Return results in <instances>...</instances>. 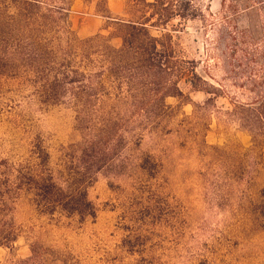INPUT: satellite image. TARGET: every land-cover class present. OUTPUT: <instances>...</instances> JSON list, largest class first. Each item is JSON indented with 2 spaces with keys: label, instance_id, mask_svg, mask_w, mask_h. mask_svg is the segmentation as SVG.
<instances>
[{
  "label": "rangeland",
  "instance_id": "374dc122",
  "mask_svg": "<svg viewBox=\"0 0 264 264\" xmlns=\"http://www.w3.org/2000/svg\"><path fill=\"white\" fill-rule=\"evenodd\" d=\"M186 1L198 11L195 19L150 34L169 35L176 56L191 62L205 84L194 81V90L180 81L182 97L165 100L171 117L163 130L144 133L135 145L129 139L96 175L86 190L94 218L37 216L21 204L14 214L20 236L12 250L0 248V264L26 259L31 243L47 251L45 264H264V128L249 126L240 110L257 109V92L231 75L240 73L233 62L239 50L254 48L249 40L241 45L240 33L263 51L264 18L242 0L223 7L221 0ZM106 9L109 15L74 0L65 16L78 39L100 35L117 47L112 22L126 20L125 0H109ZM14 82L0 91V160L26 158L39 137L49 168L61 170L60 148L79 140L74 113L66 105H38ZM252 83L262 85L257 77Z\"/></svg>",
  "mask_w": 264,
  "mask_h": 264
},
{
  "label": "trees",
  "instance_id": "16d2710c",
  "mask_svg": "<svg viewBox=\"0 0 264 264\" xmlns=\"http://www.w3.org/2000/svg\"><path fill=\"white\" fill-rule=\"evenodd\" d=\"M2 1L0 78L5 83L16 81L42 107L68 106L79 137L60 148L59 171L49 168L50 157L39 137L32 140L26 158L0 160V248L12 250L20 236L14 214L21 204L37 216L58 214L79 222L94 218L86 190L96 175L120 157L129 139L135 145L144 133L163 130L171 117L165 100L182 97L180 81L194 90V81L205 82L191 62L176 56L169 35L150 34L165 30L174 20L195 19L198 11L186 0H125L126 20L112 22L120 41L117 47L100 35L82 40L75 36L65 16L74 0ZM85 1L109 15V0ZM242 1L259 7L264 18V0ZM224 4L221 0L220 7ZM227 8L235 11L231 4ZM261 30V53L250 34L240 33L241 45L249 40L254 48L239 50L241 59L233 62L240 73L231 69V75L245 78L257 92V109L245 105L240 110L249 116L245 119L249 126L263 129L264 27ZM235 55L234 49L228 57ZM255 77L261 86L252 83ZM47 255L31 243L28 257L16 264H45Z\"/></svg>",
  "mask_w": 264,
  "mask_h": 264
}]
</instances>
